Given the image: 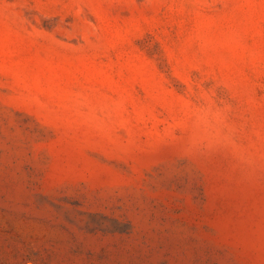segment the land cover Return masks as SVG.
<instances>
[{
    "label": "rangeland",
    "instance_id": "obj_1",
    "mask_svg": "<svg viewBox=\"0 0 264 264\" xmlns=\"http://www.w3.org/2000/svg\"><path fill=\"white\" fill-rule=\"evenodd\" d=\"M0 264H264V0H0Z\"/></svg>",
    "mask_w": 264,
    "mask_h": 264
}]
</instances>
